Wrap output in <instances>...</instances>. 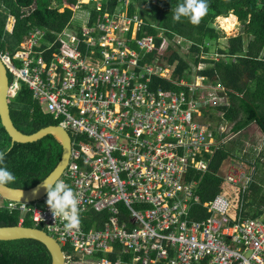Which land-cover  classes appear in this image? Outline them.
I'll list each match as a JSON object with an SVG mask.
<instances>
[{
	"label": "built area",
	"instance_id": "1",
	"mask_svg": "<svg viewBox=\"0 0 264 264\" xmlns=\"http://www.w3.org/2000/svg\"><path fill=\"white\" fill-rule=\"evenodd\" d=\"M129 2L117 0L113 9L112 0L64 4L57 12L72 15L53 37L34 27L15 49L0 47L10 100L26 85L70 138L60 180L79 198L80 227L66 233L47 196L0 208L20 212L19 224L28 217L41 226L66 264H264V211L262 218L244 215L253 171L242 156L221 165L220 193L202 203L207 217L191 216L200 204L196 177L233 137L211 130L208 110L228 104L224 89L205 83L201 63L173 81L180 91L151 87L153 77L171 80L176 65L164 62L167 42L139 36L143 23ZM77 11L82 24L73 22ZM15 24L9 15L3 43ZM180 46L183 53L190 47Z\"/></svg>",
	"mask_w": 264,
	"mask_h": 264
},
{
	"label": "trees",
	"instance_id": "2",
	"mask_svg": "<svg viewBox=\"0 0 264 264\" xmlns=\"http://www.w3.org/2000/svg\"><path fill=\"white\" fill-rule=\"evenodd\" d=\"M75 1L0 0V47L15 49L34 27L46 29L49 38L53 37L65 27L71 16L68 8L61 13L57 9L64 4L72 5ZM182 2L130 0L128 4L129 12L142 20L143 28L139 36L148 33L155 35L157 46L163 41L167 42V49L171 53L164 62L176 65L171 80L153 77L151 87L180 91L183 88L173 81L186 77V71L191 73L200 63L204 64L201 74L206 77L205 83L220 85L224 89L220 95L228 103L208 110L209 119L215 124L211 128L214 134L218 138L226 136V133L218 131L222 125L232 124L231 131L237 133L253 122L258 123L264 133V0H207L208 12L198 25L191 24L187 18H181L179 22L173 20L175 8ZM116 3L117 0H112L110 8H115ZM124 7L122 2L121 8ZM232 14L240 22L241 32L228 38L226 46L222 47L220 42L226 37L215 25L216 20L228 18ZM9 15L15 18L16 24L13 33L5 35L7 43H3ZM178 36L182 37L180 45H190L188 52L183 53L181 46L176 44L175 38ZM212 48L216 50L211 51ZM217 53L220 58L214 60ZM187 80L190 81L188 76ZM9 107L15 127L24 134L31 135L56 124L52 116L34 101L32 93L24 84L10 100ZM240 139L238 136L221 144L208 165V171L196 177L199 180L196 193L200 204L191 215L194 220L207 217L201 205L219 194L222 184L220 167L229 156L238 157V146L242 145ZM229 143L233 146H229ZM0 150L6 151L5 165L17 177L15 183L7 187L18 190H29L43 182L57 168L62 154L61 146L51 135L35 143L12 144L2 124ZM252 188L259 189L255 195L259 201H254L258 212L251 217L259 218L263 215L264 191L257 184L252 185ZM21 217L20 212L0 208V226L18 225ZM23 225L34 227L28 217ZM38 228L42 229L41 226ZM67 250L64 248L65 252ZM0 264H52V257L47 247L35 239L0 240Z\"/></svg>",
	"mask_w": 264,
	"mask_h": 264
},
{
	"label": "water",
	"instance_id": "3",
	"mask_svg": "<svg viewBox=\"0 0 264 264\" xmlns=\"http://www.w3.org/2000/svg\"><path fill=\"white\" fill-rule=\"evenodd\" d=\"M9 77L7 71L0 62V124L12 140V144H28L42 140L51 135L62 148V154L57 168L44 180H60L68 164L70 153V138L60 126H48L40 129L34 134L27 135L19 131L10 115L9 107ZM43 181V182H44ZM43 182L29 190H18L7 187L0 189V202H24L32 203L41 200L46 196V190L42 187ZM35 239L42 242L49 250L52 257V264H66L65 254L59 243L44 230L34 227H25L22 224L0 226V240Z\"/></svg>",
	"mask_w": 264,
	"mask_h": 264
},
{
	"label": "clouds",
	"instance_id": "4",
	"mask_svg": "<svg viewBox=\"0 0 264 264\" xmlns=\"http://www.w3.org/2000/svg\"><path fill=\"white\" fill-rule=\"evenodd\" d=\"M207 12V0H183L175 8L173 20L179 22L181 18H187L191 24L198 25ZM226 135H228V132H226ZM6 155V151L0 150V189H6L8 185L15 183L17 179L5 165ZM42 187L46 190V205L53 219L59 218L65 222L64 230L66 233L77 230L80 227L79 198L77 194L62 180L44 181ZM24 206L27 210V206L25 204Z\"/></svg>",
	"mask_w": 264,
	"mask_h": 264
},
{
	"label": "crops",
	"instance_id": "5",
	"mask_svg": "<svg viewBox=\"0 0 264 264\" xmlns=\"http://www.w3.org/2000/svg\"><path fill=\"white\" fill-rule=\"evenodd\" d=\"M227 127H228V133L230 132L231 134H233V137L230 140L238 136L241 138L240 140L242 145L238 146L240 148L237 150L238 153L237 158L240 159L239 157L242 156V159L246 161L247 164L249 165L250 170L253 171L250 193L247 196V202L245 203L244 206V215L247 218L257 219V218H252L251 216H253L258 212V206L255 204L254 201H259L258 199H255V195L259 192V189L252 188V185L257 184L260 187V189H263L264 191V133L261 127L259 126V124L256 122L249 124L245 129L237 133L231 131L232 124H230ZM229 146H233V144L229 143ZM246 146L249 147H247V150H244ZM233 158H236V156L234 155L229 156L226 160H232ZM260 195L262 196L263 194ZM195 207L196 206L193 207V210L197 209ZM262 209L264 211V207ZM262 217L263 215H261L259 218Z\"/></svg>",
	"mask_w": 264,
	"mask_h": 264
},
{
	"label": "rangeland",
	"instance_id": "6",
	"mask_svg": "<svg viewBox=\"0 0 264 264\" xmlns=\"http://www.w3.org/2000/svg\"><path fill=\"white\" fill-rule=\"evenodd\" d=\"M76 16L73 18V22L75 23V24H82V20H81V18L79 17V15H81V12H79V11H77L76 13ZM224 18H218L217 20H216V26H218L223 32H224V34H225V39H222L221 40V46L223 47H225L226 46V42H227V39L228 38H230V37H235V36H237L238 34H240V32H241V24H240V22L238 21V19H237V17H235V22H236V25L234 26V28L231 30V31H229V30H227V26L224 24ZM216 50V48H212L211 49V51H215ZM183 51H186V49H184ZM218 54V53H217ZM219 58H220V56H219ZM222 103H224V102H222ZM211 121V120H210ZM211 125V124H210ZM212 126H215V124H212ZM224 125H222V126H220L218 129L219 130H221V128L223 127ZM227 126H229V124L228 125H225L223 128H224V130H227L228 129V127ZM224 130H222V132H224V133H226ZM224 191H228V188L227 187H225L224 188Z\"/></svg>",
	"mask_w": 264,
	"mask_h": 264
},
{
	"label": "bare ground",
	"instance_id": "7",
	"mask_svg": "<svg viewBox=\"0 0 264 264\" xmlns=\"http://www.w3.org/2000/svg\"><path fill=\"white\" fill-rule=\"evenodd\" d=\"M220 19V18H219ZM224 24L227 26V30L231 31L234 26L236 25L235 22V16H233V14L231 16H229L228 18H224ZM168 72V70H165L163 73L164 75H166Z\"/></svg>",
	"mask_w": 264,
	"mask_h": 264
},
{
	"label": "flooded vegetation",
	"instance_id": "8",
	"mask_svg": "<svg viewBox=\"0 0 264 264\" xmlns=\"http://www.w3.org/2000/svg\"><path fill=\"white\" fill-rule=\"evenodd\" d=\"M0 203H2V202H0Z\"/></svg>",
	"mask_w": 264,
	"mask_h": 264
}]
</instances>
